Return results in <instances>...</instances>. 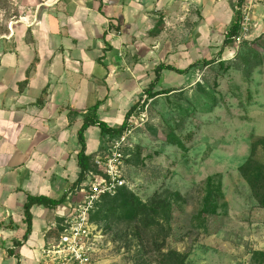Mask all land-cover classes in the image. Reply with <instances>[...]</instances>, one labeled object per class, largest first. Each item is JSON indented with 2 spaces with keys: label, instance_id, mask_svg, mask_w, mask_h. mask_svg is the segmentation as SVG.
Listing matches in <instances>:
<instances>
[{
  "label": "rangeland",
  "instance_id": "1",
  "mask_svg": "<svg viewBox=\"0 0 264 264\" xmlns=\"http://www.w3.org/2000/svg\"><path fill=\"white\" fill-rule=\"evenodd\" d=\"M253 1L249 45L235 43L221 56L231 68L164 75L155 89L161 95L146 97L147 121L130 139L138 156L125 167L127 186L141 203L172 196L171 218L154 233L186 253V264H264V210L240 172L253 147L264 165V0ZM43 2L0 0V40L9 22L41 11ZM147 9L146 39L164 62L186 66L216 59L237 7L236 0H150ZM207 192L214 214L202 212ZM95 226L102 236L96 264H137L141 243L119 211ZM115 232L130 236L114 242Z\"/></svg>",
  "mask_w": 264,
  "mask_h": 264
},
{
  "label": "crops",
  "instance_id": "2",
  "mask_svg": "<svg viewBox=\"0 0 264 264\" xmlns=\"http://www.w3.org/2000/svg\"><path fill=\"white\" fill-rule=\"evenodd\" d=\"M149 1L60 0L9 22L1 36L0 264H38L40 250L78 200L71 191L84 118L97 107L99 121L121 126L157 65L183 70L197 61H163L146 39ZM167 74L176 75L163 71L159 81ZM83 139L87 156L100 154L108 140L94 126ZM29 196L65 200L52 210L32 207L23 242Z\"/></svg>",
  "mask_w": 264,
  "mask_h": 264
},
{
  "label": "trees",
  "instance_id": "3",
  "mask_svg": "<svg viewBox=\"0 0 264 264\" xmlns=\"http://www.w3.org/2000/svg\"><path fill=\"white\" fill-rule=\"evenodd\" d=\"M248 2L249 0H236L237 10H235L232 15V19L223 36L222 46L217 53L216 59L197 60L194 64L183 70L166 63L157 65L153 69L154 79L150 82L148 88L144 92L146 97L150 100L161 95L159 91H155V88L158 85L160 75L163 71H169L178 76L184 77L188 75L192 69L199 66L213 67L216 64L219 69L229 70L233 60L224 61L221 60V56L224 49L233 47L236 40L241 36L243 21L242 10L247 6ZM248 41L249 40H247L245 36V38H243L240 42L242 47H247L249 45ZM257 64L259 65V62H257ZM137 105L138 102L127 112L122 125L115 128H110L105 123L97 119L95 115L97 107H95L90 116H86L84 118L83 124L77 134L80 151L78 152L76 158L77 166L80 171L77 181L72 186V193L78 190L79 185L84 181L86 174L96 171L93 161L99 154L91 156H87L85 154V143L83 139L84 131L88 127L94 126L100 130V135L102 137H107L108 140H105L106 142L116 139L123 133L126 125V119ZM254 152L253 147L249 160L240 168V172L250 188L251 194L255 198L258 207L264 210V165L255 161L253 158ZM125 156L126 159L124 164L125 167H127L128 164H134L138 155L136 156L135 150L131 147L125 150ZM64 200L65 196L59 200H53L47 197H27L23 205V223L26 226V231L22 241L25 242L31 233L30 209L32 207L41 206L52 210L62 204ZM173 205L174 201L172 200V196H169L167 193L160 195L155 194L149 199L148 203H141L134 196L132 190L126 186L125 188L119 190L115 196L102 197L99 202L95 204L90 215V220L95 225V223L98 224L100 221H105V219L114 214L115 211H119L122 217H125L128 227H133L131 236L135 239L138 238V241L141 243L142 248H139L137 252V264H186L188 259V255L186 253L167 249L165 246V233L160 240L157 239L159 234L154 233L157 230L160 232L163 231V226L167 225L171 218ZM209 209H211L210 212L212 214L215 213L213 204H211V192H207L202 212L209 214ZM61 223L62 221L59 222L56 236L62 231L60 228ZM127 236H130L128 232L119 234L115 232L112 240L114 242H124V240L127 239ZM130 241L132 242V240ZM19 245L20 243L16 244V246ZM124 247H126V249L129 248V244Z\"/></svg>",
  "mask_w": 264,
  "mask_h": 264
},
{
  "label": "built area",
  "instance_id": "4",
  "mask_svg": "<svg viewBox=\"0 0 264 264\" xmlns=\"http://www.w3.org/2000/svg\"><path fill=\"white\" fill-rule=\"evenodd\" d=\"M40 6H54L60 0H48ZM253 0L242 10L243 21L240 43L249 31L250 11ZM146 96L126 119L123 133L116 139L104 143L103 151L94 159L95 172L85 175L74 195V202L63 218L62 231L40 250L38 264H96L95 255L102 246V236L91 222L90 215L102 197L115 196L127 186L125 176V150L131 148L130 139L147 121ZM101 244V245H100Z\"/></svg>",
  "mask_w": 264,
  "mask_h": 264
}]
</instances>
